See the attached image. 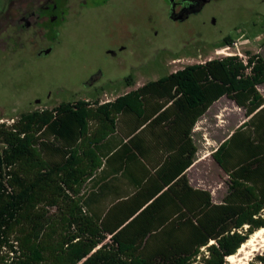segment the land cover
I'll list each match as a JSON object with an SVG mask.
<instances>
[{
  "label": "trees",
  "instance_id": "1",
  "mask_svg": "<svg viewBox=\"0 0 264 264\" xmlns=\"http://www.w3.org/2000/svg\"><path fill=\"white\" fill-rule=\"evenodd\" d=\"M261 85L263 56L229 55L188 65L112 101L64 102L0 124V264H228L264 228ZM223 97L247 120L212 153L228 175L227 193L215 203L183 173L198 153L194 127ZM120 124L126 142L114 151L111 137ZM159 127L168 130L156 134ZM146 132L180 146V167L154 192L142 187L136 206L115 221L112 212L92 206L100 182L93 186V177L124 157L137 161ZM249 264H264V255Z\"/></svg>",
  "mask_w": 264,
  "mask_h": 264
},
{
  "label": "rangeland",
  "instance_id": "2",
  "mask_svg": "<svg viewBox=\"0 0 264 264\" xmlns=\"http://www.w3.org/2000/svg\"><path fill=\"white\" fill-rule=\"evenodd\" d=\"M245 5L223 0L185 23L168 18L164 0H112L109 6L85 10L80 18L64 25L49 57L40 59L27 47L0 59V124L10 126L23 113L52 109L64 102L112 101L150 81L211 59L264 57V19H249ZM258 8L264 13V5ZM72 10L76 14L75 6ZM212 16L217 17L215 26ZM234 26L242 32H230ZM227 35L233 37L230 44L223 43ZM3 48L7 54L9 49ZM98 71L101 81L87 87L85 81ZM258 89L264 96V85ZM36 99L43 102L37 104ZM246 120L244 110L223 97L195 127L198 153L189 179L193 186L209 191L215 203H222L227 193L228 175L212 153ZM119 138H114L116 144ZM248 230L245 226L242 232ZM256 255H264V247L245 263Z\"/></svg>",
  "mask_w": 264,
  "mask_h": 264
},
{
  "label": "flooded vegetation",
  "instance_id": "3",
  "mask_svg": "<svg viewBox=\"0 0 264 264\" xmlns=\"http://www.w3.org/2000/svg\"><path fill=\"white\" fill-rule=\"evenodd\" d=\"M223 0H164L168 9V18L175 23H185L193 16H200L206 8L221 3ZM247 8L249 19H264V13L258 7L264 0H236ZM112 0H0V59L8 57L27 47L35 50L38 58L49 57L54 51V44L60 41L64 25L80 18L85 10L111 5ZM245 3V4H244ZM72 6L76 10L72 15ZM212 24H217L212 16ZM206 24V22L204 23ZM256 26V24L254 23ZM242 32L241 27L234 26L230 32ZM7 35L4 41V35ZM233 39L225 36L223 42ZM47 44L44 45V44ZM43 45V46H41ZM3 46L8 48L7 54ZM110 54V51H108ZM115 55V53H114ZM102 79V72L92 74L85 85L94 87ZM50 93L48 98L50 99ZM43 101L36 99V103Z\"/></svg>",
  "mask_w": 264,
  "mask_h": 264
},
{
  "label": "crops",
  "instance_id": "4",
  "mask_svg": "<svg viewBox=\"0 0 264 264\" xmlns=\"http://www.w3.org/2000/svg\"><path fill=\"white\" fill-rule=\"evenodd\" d=\"M195 127L191 137L193 145L197 146L194 138ZM166 130L159 127L156 130V134H165ZM124 132H127L126 128L119 127L117 132L111 137L112 141H114L115 137H120L114 151L119 150L122 143L126 142L122 138ZM151 135L149 132L143 135L145 142L141 145L142 154L137 161H126L123 155L124 158L119 164L115 166L108 165V167L99 170L97 177H93V186L96 184L98 178L100 181L99 185L92 189V206L94 209L101 207L105 212L104 214L109 211L112 212L115 221L122 220L127 216L130 210L129 207L133 204L136 206L135 194L142 187L150 192H154L157 186L172 181L171 179L177 173L182 160V158L177 156L180 146L169 142L167 139H157L155 141L151 138ZM196 159L197 157L193 161V164L185 170L183 175L187 176L189 184L193 188L206 190L193 186L189 179V173L195 167ZM135 181L140 183V185L135 184ZM99 187L104 188V190L98 192ZM167 189L168 187L165 186L164 190ZM144 201L145 198H142V202Z\"/></svg>",
  "mask_w": 264,
  "mask_h": 264
},
{
  "label": "bare ground",
  "instance_id": "5",
  "mask_svg": "<svg viewBox=\"0 0 264 264\" xmlns=\"http://www.w3.org/2000/svg\"><path fill=\"white\" fill-rule=\"evenodd\" d=\"M264 247V228L256 230L241 246L239 251L227 258L230 264H246L250 257Z\"/></svg>",
  "mask_w": 264,
  "mask_h": 264
},
{
  "label": "built area",
  "instance_id": "6",
  "mask_svg": "<svg viewBox=\"0 0 264 264\" xmlns=\"http://www.w3.org/2000/svg\"><path fill=\"white\" fill-rule=\"evenodd\" d=\"M225 49H229V47H226ZM223 52V51H222Z\"/></svg>",
  "mask_w": 264,
  "mask_h": 264
}]
</instances>
